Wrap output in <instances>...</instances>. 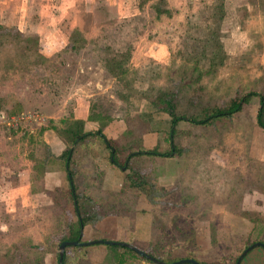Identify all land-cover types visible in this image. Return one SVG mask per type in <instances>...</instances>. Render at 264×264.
Masks as SVG:
<instances>
[{
  "label": "rangeland",
  "instance_id": "374dc122",
  "mask_svg": "<svg viewBox=\"0 0 264 264\" xmlns=\"http://www.w3.org/2000/svg\"><path fill=\"white\" fill-rule=\"evenodd\" d=\"M164 1L170 16L156 18L151 8L155 0H0V111L33 116L17 127L8 126L7 118L0 120V132L9 137L0 139V152L28 145V129L41 128L37 113L44 114L39 111L44 99L74 105L76 98L93 95L95 110L128 117L133 131L158 134L159 144L146 150L164 152L170 129L165 101L171 100L179 115L202 119L236 97L264 96V31L243 28L247 11L264 15V0ZM39 38L45 43L38 44ZM69 38L81 42L65 49ZM128 48L131 56L123 63L127 73L117 79L109 66L112 60L122 62ZM47 50L50 56L43 58ZM149 51L153 55L145 56ZM16 95L27 109L14 102ZM258 109L259 98L253 96L230 119L207 127L177 124L174 145L181 155L167 160L170 167L165 168L176 179L173 194L154 185L163 179L153 173L164 160L145 161L151 176L141 194L159 214L153 220L158 230H146L143 240L130 245L163 263L194 259L232 264L256 239L264 243V130L256 124ZM200 202L204 207L199 211ZM48 224L25 212L5 214L1 208L0 244L30 239L44 245ZM253 227L261 234L248 233ZM191 230L196 231L192 243ZM95 247L107 245L87 249ZM104 253L87 251V264H114L104 261ZM128 263L150 264L141 259Z\"/></svg>",
  "mask_w": 264,
  "mask_h": 264
},
{
  "label": "crops",
  "instance_id": "0c3cea01",
  "mask_svg": "<svg viewBox=\"0 0 264 264\" xmlns=\"http://www.w3.org/2000/svg\"><path fill=\"white\" fill-rule=\"evenodd\" d=\"M1 1L4 4L13 0ZM67 3L69 4V2ZM237 11L238 9L235 12ZM249 12H246L247 15L244 14L243 25L244 23L245 25L243 28L249 32L252 29L256 32H263L264 15ZM237 16L240 18V14ZM258 29L259 31H257ZM38 41L39 44L45 43V40L41 38ZM42 52L45 55L42 56L43 58L50 56L48 50ZM146 53L145 56L153 55L151 51ZM165 55L166 52L162 56L166 57ZM98 90L103 91V87L99 86ZM15 97L17 98H14V102L25 109L26 106L21 102V98L17 95ZM91 99H93V95H83L75 99L74 105L52 104L49 100L44 99L39 110L44 114L37 113L40 117L38 118L41 128L38 132H35L32 127L28 129V145L23 149H17L16 146L7 147L0 152V209L2 208L3 213L8 215L25 212L27 216L30 215L38 221L47 220L49 234L46 239L58 238V231L65 229V219H68L73 229L77 230L79 229L78 220L85 218L86 223L80 227L82 239L85 238L84 242L106 240L134 245L137 241L143 240L146 230L153 232V220L157 219L159 214L155 208L150 206L147 197L141 192L134 191L125 183L126 172L111 163L110 150L101 137L96 135V132L100 130L106 140L118 145L127 146L131 140H135L140 143L138 146L145 150L151 143L153 146H157L159 136L144 131L129 132L128 117L116 118L100 114L98 107L97 110L94 109V100L90 102ZM33 100L37 102L38 99L33 98ZM21 116L14 117L0 111L1 121L5 118L19 119ZM32 117V115L28 116V118ZM75 122H81V124ZM15 132L20 133L18 130ZM80 133L91 134V136L74 143V134ZM36 137L39 138L40 145L34 143ZM1 138L9 139L5 132H0ZM67 150L71 151L70 163L62 159V155ZM154 160L159 161V159ZM167 160L170 159H165L162 166L156 168V172L159 174L157 177L163 178L162 181L160 180L162 186L167 187L165 182H170L169 187L171 188H167L172 189L176 179L171 177L174 175L172 172L165 169L170 167ZM158 165L159 162H157ZM68 170L73 175L78 196L77 205L74 198L68 193ZM203 203L200 202L196 209L200 211L204 207ZM257 229V227H253L248 233L256 231V235L261 234ZM195 232V230H191V233ZM0 233L4 235V230H0ZM214 234L213 238L216 236ZM46 239L44 244L47 242ZM2 240L4 239L2 238ZM216 241L217 244H220V241ZM259 242L264 244L256 239L251 245ZM14 243V240L11 242L2 241L0 250ZM97 249H104L103 258L105 261L108 257L106 248L95 247L87 249V251ZM263 257V250L255 248L243 257L240 264H264ZM54 258L57 264L56 252L49 251L43 257V264H47V261L50 263Z\"/></svg>",
  "mask_w": 264,
  "mask_h": 264
},
{
  "label": "trees",
  "instance_id": "16d2710c",
  "mask_svg": "<svg viewBox=\"0 0 264 264\" xmlns=\"http://www.w3.org/2000/svg\"><path fill=\"white\" fill-rule=\"evenodd\" d=\"M164 4H165L164 0H155V2L151 4V8L155 12L156 18H160L162 15L170 16V12L168 11V9L163 7ZM139 7L141 6L139 5ZM76 41L81 42V40H73L72 38H69L67 44L64 46L65 49H74L75 48L74 44L76 43ZM38 44H39V41H38ZM130 56H131V51H130V48H128L123 54L124 58L122 62L121 61L114 62V60H112V64L111 66H109L110 67L109 69L113 77H116L117 79H121L122 76L127 73V70L124 68L123 63L127 62ZM253 96L254 97L256 96L259 98V109L257 111L256 124L258 127L264 130V96H258L254 93H248L244 96L236 97L232 99L228 105L222 108H217L210 112L208 111L205 112V114H203L202 119H196L192 117L179 115L176 112L177 110H176V106L174 105V103L171 100L165 101L166 102L165 112L169 116V119H170V129L166 136V142L168 144L169 149L165 150L164 152H159L156 148H153L151 150H145L139 146L133 147L131 145L132 140L130 144L127 146L120 144V143H119L120 145H118L114 142L106 140L102 136L100 130L96 132V135L101 137L106 147L110 150L111 163L120 169H124L123 171L126 172L125 177H124L125 183L134 191L142 193L144 192L143 190L144 184L149 182L148 178L149 176H151V172L146 170V166L148 164L145 161L149 159L150 160H153V159L165 160V159H171L173 157H180L181 149L178 147H175L174 145V139L177 133L176 127L179 122L184 121L193 126L207 127L209 125H212V123L216 121L230 119L234 115L242 113L244 106L250 102V99ZM76 124H81V122H76ZM127 126H128V131L133 133L134 131L131 127L129 119H127ZM89 136H91V134H82V133L74 134V143H76L77 141L78 142L83 141L85 138ZM62 159H64L65 161H69L68 163H70L71 151L67 150L62 155ZM135 160H137V162H135ZM155 166H157V163ZM156 171L157 170L155 169L153 173L154 174L153 176H155V178H157V175H159ZM67 172L69 174V192L68 193L70 196L74 198L75 203L77 205L76 201L78 199V196L76 194L75 184L73 181V175L70 172V170H68ZM156 184H157L156 187L158 188L163 187L166 189L168 194L170 193L173 194L172 190L168 189L164 185L162 186L160 181H158V183L154 182V185ZM163 204H165V202ZM153 205H156V204L154 203ZM165 206H168V208L171 207V202L167 201ZM165 206H163V208ZM156 209L157 210L159 209L158 206ZM77 213L78 215L80 214L78 212V206H77ZM85 223H86V219L81 218L80 220H78L79 229L74 230L71 222L68 219H65V223H64L65 229L58 231L59 232L57 236L58 238H55V239L53 238L54 240L46 239L47 242L44 245L33 243V241H31L30 239L26 240L25 242L14 243L9 247H6L5 249L0 250V264H25L24 261H26L27 264H43L44 255L48 253L49 251L54 252L56 247L61 242L81 241L80 227H82ZM153 227H154V230H158V228L156 227V223H155V226L153 224ZM192 241H193V233H191V243ZM106 249L108 250V257L105 259V262L111 261L112 259L114 261V264H129L128 261L132 263L136 259H141L150 264H154L153 262L143 257L138 256L132 250L121 247V246H117V245L107 246ZM24 250H33L34 253L33 255H29L30 253L29 254L26 252L23 253ZM86 252H87V247H67L64 252L62 264H84V263L87 264ZM192 254H193V248L191 244V256ZM147 255L150 256L151 254L147 253ZM177 260H173V261L165 260L166 261L165 263H172V262H176ZM235 263H236V260H234L232 264H235ZM200 264H203V263H200Z\"/></svg>",
  "mask_w": 264,
  "mask_h": 264
},
{
  "label": "water",
  "instance_id": "95a60500",
  "mask_svg": "<svg viewBox=\"0 0 264 264\" xmlns=\"http://www.w3.org/2000/svg\"><path fill=\"white\" fill-rule=\"evenodd\" d=\"M97 244L107 245V246H114V245L121 246V247L132 250L138 256L143 257V258L153 262L154 264H166V263H163L161 261H158V260L152 258L151 256L147 255L145 252L139 250L138 248H136L130 244L117 243V242L106 241V240L88 241V242H84V241H72V242L64 241V242H61L58 246L57 264H62L64 252H65V249L67 247H88V246L97 245ZM255 248H260L264 251V244L259 242V243H255V244L249 246L248 248H246L239 255L235 264H240L243 257L246 256L251 250H253ZM168 264H200V263L194 259H181V260H178L176 262H172V263H168Z\"/></svg>",
  "mask_w": 264,
  "mask_h": 264
},
{
  "label": "built area",
  "instance_id": "2783aa9c",
  "mask_svg": "<svg viewBox=\"0 0 264 264\" xmlns=\"http://www.w3.org/2000/svg\"><path fill=\"white\" fill-rule=\"evenodd\" d=\"M28 118V116H21L19 119H15V118H7V122H9L7 125L8 126H12V125H15L17 122H20V121H24ZM12 124V125H11Z\"/></svg>",
  "mask_w": 264,
  "mask_h": 264
}]
</instances>
